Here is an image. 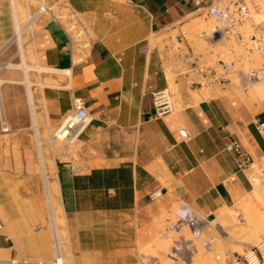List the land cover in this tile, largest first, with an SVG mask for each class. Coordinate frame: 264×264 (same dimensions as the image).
I'll return each mask as SVG.
<instances>
[{"label":"crops","instance_id":"1","mask_svg":"<svg viewBox=\"0 0 264 264\" xmlns=\"http://www.w3.org/2000/svg\"><path fill=\"white\" fill-rule=\"evenodd\" d=\"M6 1L0 0V10ZM62 1L87 24L91 46L70 49L64 21L44 14L30 37L34 65L44 70L30 68L21 80L27 120L39 145L35 106L46 124L56 127L78 98L91 119L73 151L55 158L71 264H140L143 251H160L164 214L173 206H178L175 215L186 204L211 220L251 194V166L255 160L264 164V131L257 129L264 122V101L246 100L228 83L195 102L188 99L193 89L184 91L180 106L156 113L153 92L168 85V65L179 58L172 51L174 31L184 33L188 21L212 16L208 10L224 0ZM251 1L264 13V0ZM257 28L264 30V22ZM6 82L0 78V112L10 126L8 91L1 89ZM10 131L0 130V168ZM230 140L241 144L251 166L237 168L225 150ZM34 238L32 250L24 252L19 232L10 235L0 224V255H46L49 247ZM226 252L228 262L236 256L229 246Z\"/></svg>","mask_w":264,"mask_h":264},{"label":"rangeland","instance_id":"2","mask_svg":"<svg viewBox=\"0 0 264 264\" xmlns=\"http://www.w3.org/2000/svg\"><path fill=\"white\" fill-rule=\"evenodd\" d=\"M9 1H6L7 8L0 10L3 11L0 15V27L3 31L0 35V37H3V41L0 43V78L7 80L6 83L1 85V89L2 92L4 90L8 91V106L5 103V109L8 107L9 115L11 116V121L9 122H12V125L10 123L9 126L11 127V134L5 135V160L4 166L1 165L0 168V224H5L10 235L15 234L16 230L19 232L23 240L21 247L24 252L32 250V236H36L34 240L37 243L43 246L45 244L49 247V252L46 255L38 256V258H51L55 254L53 247L54 237L52 227L50 222H48L45 183L39 158L41 159L40 155L43 152L45 166H48L50 162L55 165V158L60 157L66 149L73 151L74 143L68 144L63 140L52 138L55 127L46 124L40 108L35 106L39 125L36 135L43 141L42 144L36 145L33 128L30 127L28 121L27 91L25 84L21 81L23 72H29L30 74V68L25 69L24 67L20 51L21 47L15 38L14 15ZM245 1L249 8V18L239 27L243 40H248L251 34L257 37H264V30L257 28L260 23L264 22V13H257L251 0ZM60 2L63 1L54 2L52 4L54 5L53 8H57ZM42 4L50 5L46 0H16L20 25H24V29L21 32L22 50L24 51L26 62L33 65L34 56L30 37L40 26L44 14H48L46 12L38 14L37 11ZM33 15L34 18L32 20ZM216 24L217 21L214 16H209L206 19L203 17L195 18L181 27L182 31H184L181 38L173 37V55H179V58L174 59V62L168 65L167 68V91L169 92V99L173 108L180 106L184 91L188 92L191 89L199 88L208 92L211 90L218 91V88L225 87L228 83H230L232 89L242 90L246 100L257 99L264 101V91H256L257 93L254 91L256 84L264 83V51H253L247 55L244 45L237 36L221 35L211 37L210 32ZM177 31L175 30L174 33ZM219 37H221L220 40H218ZM239 55H242L243 58L239 62L237 61L233 68L240 67L244 71L252 68L260 75L259 79L244 84L240 74L232 71L229 74L230 81L224 85L208 84L201 87L190 84L193 80L202 79L201 73L195 69L196 66L214 67L217 66L219 59L230 61L236 59ZM240 62H243L242 66ZM34 69L31 68L32 73H34ZM24 113L26 114V119L23 118L25 117L23 116ZM38 152L40 154L39 157ZM252 165L254 166H251L249 177L253 184L252 176L257 175L261 179L260 185L257 186L255 193L252 191L250 195L240 200L234 208H230L233 212H239L234 215L232 222H230V218L227 217L226 211H224L217 218L209 220L201 237L193 240L196 246L195 250L189 252L183 248L180 257H173L171 253L172 244L179 235L173 230L166 232L165 228L169 220H175V210L178 208L175 205L169 212L166 211L164 214L162 225L164 236L160 251L145 250L141 260L145 261L148 255H154L156 256V261L152 262L155 264H229L226 252L228 246L238 256L246 248L258 243L264 236V164H260L255 160ZM49 180L51 181V178L48 179L50 183ZM51 199L52 210L57 220L58 237L62 240L60 243L61 254L66 264H71V256L64 240L66 231L63 225V215L58 208V201L53 196ZM168 218L170 219L168 220ZM59 219L60 221H58ZM220 222H223V224ZM253 229L257 230V233ZM252 230L254 235L251 233ZM205 238L210 242L208 248L202 243ZM236 241L246 243V247L235 245ZM187 248L190 249L191 247L187 246ZM21 257L32 258V254L26 255L22 253ZM8 258L10 257L0 255V264H5L3 261ZM232 258L234 259V257Z\"/></svg>","mask_w":264,"mask_h":264},{"label":"built area","instance_id":"3","mask_svg":"<svg viewBox=\"0 0 264 264\" xmlns=\"http://www.w3.org/2000/svg\"><path fill=\"white\" fill-rule=\"evenodd\" d=\"M45 8L39 7L40 14L48 13L50 19L64 21L62 26L64 33L68 36L70 41V49L80 48L81 50H89L91 46V39L87 35V24L83 22L78 14L72 10L66 2H60L57 8H53L54 5L47 6ZM208 13L217 21L216 26L211 30V37L221 35H234L237 36L241 43L244 45L246 54L249 55L253 51H264V37L255 36L251 34L248 40H243V36L239 30V27L243 22L249 18V8L245 0H224L218 7L210 8ZM59 21V22H60ZM61 24V22H60ZM181 31L175 32V37H182ZM242 55L236 57V59L226 61L219 59L217 66H196L195 69L201 73L199 80H193L190 84L197 86H204L208 84L224 85L230 81L229 74L232 71H236L240 74L244 84H248L260 78V75L256 70L249 68L244 71L242 68H233L236 62L242 59ZM243 65V62H240ZM167 80V74L164 75ZM167 86L161 90L153 92L154 103L156 107V113L162 114L167 111L173 110V105L169 99V92ZM90 117L87 114L86 109L82 106L80 100L75 98L72 102L70 111L63 117L61 122L55 127L52 138L57 140H63L68 144L74 143L82 132L86 129L90 123ZM9 125L5 117L3 109L0 112V130L8 131ZM257 129L264 131V122L257 124ZM182 135L185 133L181 132ZM225 150L230 152L236 162L237 168L245 169L250 164V157L241 144L236 140H230L225 143ZM182 213V215H181ZM209 222L207 216L198 214L190 209L186 204H181L179 211L175 215V220L168 222L166 226V232L171 230L175 231L179 236L172 244L171 253L173 257H180V253L183 248L191 252L195 250L196 246L194 241L201 237V234ZM203 245L208 248L210 242L208 239H203ZM190 246L191 248H187ZM61 252V251H60ZM59 256H62L61 253ZM57 254H54L51 258H23L20 256H12L3 261L5 264H57ZM153 257L148 255L146 260H140V264H149L153 260ZM229 264H264V236L258 243L246 248L242 254L235 256L234 259L229 261Z\"/></svg>","mask_w":264,"mask_h":264},{"label":"bare ground","instance_id":"4","mask_svg":"<svg viewBox=\"0 0 264 264\" xmlns=\"http://www.w3.org/2000/svg\"><path fill=\"white\" fill-rule=\"evenodd\" d=\"M10 3H11V10L13 11V15H14V22H15V38L18 40V43H19V46L21 47V49H20V51H21V54H22V57H23V62H24V67H25V69H27V68H36V69H38V70H41V69H43L44 70V68L43 67H41V66H37V67H35V65H31V64H29V63H27L26 62V60H25V54H24V51L22 50V43H21V32H22V30L24 29V25H20V21H19V17H18V9H17V5H16V0H10L9 1ZM43 2V1H42ZM41 6V8L43 9V8H45L46 6L44 5V4H42V5H40ZM38 8V7H37ZM38 12V14H39V12H41V10L39 11H37ZM36 14V13H35ZM33 18H34V15L32 16V20H33ZM39 18V17H38ZM29 20H31V19H29ZM28 20V21H29ZM25 23H26V21H25ZM31 23V22H30ZM27 24V23H26ZM29 26V25H28ZM31 29V28H30ZM221 39V37H219L218 38V40H220ZM10 65V64H9ZM13 65V64H12ZM48 69V68H47ZM50 69V68H49ZM54 70H56V69H54ZM58 70V69H57ZM50 71H53V69H51ZM66 72H67V70H65ZM60 72H62V71H60ZM66 74V73H65ZM193 91H194V89H193ZM198 91L200 92V93H197V91H194L193 93H192V95L191 96H189L188 97V99L190 100V102H192V101H194L195 102V100H198V99H200V98H202V97H207L208 96V91H206V90H202L201 88L200 89H198ZM254 91H255V93H257L256 91H260V92H262V91H264V83H258V84H256V86H255V88H254ZM259 93V92H258ZM260 94V93H259ZM210 95V94H209ZM258 95V94H257ZM201 100V99H200ZM41 152V151H40ZM43 152L41 153V159H40V168H41V171H42V173H43V176H44V183H45V194H46V200H47V207H48V212H49V219H50V225H51V227H52V231H53V237H54V252H55V254H57L58 255V253L61 251L60 250V243H61V239L58 237V228H57V220H56V218H55V215H54V213H53V210H52V202H51V198H52V196L57 200V195H58V182H57V180H56V174H55V165H54V163H52V162H50L49 164H48V166H45V161H44V157H43ZM251 166V165H250ZM252 166H254V165H252ZM257 167H259V166H257ZM252 169H253V167H252ZM253 171V170H252ZM254 171H256V170H254ZM48 172V173H47ZM253 173V172H252ZM252 173H251V175H252ZM257 174V173H256ZM49 178H51V181H50V183L48 182V179ZM250 178V177H249ZM260 178L256 175V176H252V181H253V184H254V188H253V193H255V191L257 190V186H259L260 185ZM50 189H51V191H50ZM58 201V200H57ZM58 208H59V210L61 211V213L63 212L62 211V208H61V206H59V204H58ZM226 215H227V217H229L230 218V222H232V220L234 219V215L236 214H238L239 212H236V211H231L230 209L228 210H226ZM244 215V214H243ZM167 217V216H166ZM245 218V217H244ZM247 218V217H246ZM61 219V218H60ZM60 219L58 220V221H60ZM238 219V218H237ZM62 220V219H61ZM169 220V219H168ZM63 221H64V219H63ZM170 221V220H169ZM166 222H167V220H166ZM245 222H246V220H245ZM62 223V222H61ZM221 224H223V222H220ZM63 224V223H62ZM248 224V223H247ZM64 225V224H63ZM167 225V224H166ZM163 227V226H162ZM255 227V226H254ZM254 230V232H256L257 230H255V229H253ZM253 230L251 231V233H253V235H254V232H253ZM60 231H61V229H60ZM257 233V232H256ZM172 235V234H171ZM67 237V236H66ZM65 237V239L64 240H67V238ZM194 244V243H193ZM61 253V252H60ZM57 264H66V262L64 261V257H63V255L62 256H59L58 255V257H57ZM160 262V261H159Z\"/></svg>","mask_w":264,"mask_h":264},{"label":"clouds","instance_id":"5","mask_svg":"<svg viewBox=\"0 0 264 264\" xmlns=\"http://www.w3.org/2000/svg\"><path fill=\"white\" fill-rule=\"evenodd\" d=\"M181 215H182V213H181Z\"/></svg>","mask_w":264,"mask_h":264}]
</instances>
